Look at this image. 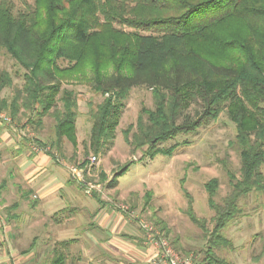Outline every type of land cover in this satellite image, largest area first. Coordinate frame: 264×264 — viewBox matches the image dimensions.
I'll return each mask as SVG.
<instances>
[{
	"label": "trees",
	"instance_id": "obj_1",
	"mask_svg": "<svg viewBox=\"0 0 264 264\" xmlns=\"http://www.w3.org/2000/svg\"><path fill=\"white\" fill-rule=\"evenodd\" d=\"M33 2L19 12L0 3V48L25 69L23 88L15 90L9 104L0 100V110L15 125L25 119L34 129L44 116L52 117L55 141L50 146L62 154L63 138L77 144L78 111L75 94L62 87L63 79L86 78L91 88L107 94L90 111L85 144V154L88 148L99 153L113 142L127 92L144 86L152 92L154 108L141 110L132 142L147 145L151 158L171 156L186 141L168 147L160 143L226 111L235 125L232 143L240 174L228 172L231 192L222 203L214 200L217 178L204 188L214 212L213 243H228L219 232L240 212L239 200L264 191V0ZM232 19L244 24L242 33H216L217 26ZM11 82L10 73L0 69V92ZM115 184L116 177L108 186ZM190 219L198 223L191 213ZM58 243L67 248L72 240ZM66 255L57 251L52 264H65ZM205 259L226 264L210 246Z\"/></svg>",
	"mask_w": 264,
	"mask_h": 264
},
{
	"label": "rangeland",
	"instance_id": "obj_2",
	"mask_svg": "<svg viewBox=\"0 0 264 264\" xmlns=\"http://www.w3.org/2000/svg\"><path fill=\"white\" fill-rule=\"evenodd\" d=\"M0 3L12 5L13 11L19 12L29 10L34 2L0 0ZM244 29L242 22L232 19L217 26L216 33H242ZM64 64L65 62L61 63ZM111 68L109 67V70ZM0 69L8 71L12 77L11 84L0 92V100L4 99L9 104L15 90L23 88L25 69L2 48ZM63 80L62 87L74 92L78 104L75 122L76 145L63 138L60 143L62 154L58 155V150L50 146V143L55 141L54 120L50 116L42 118V125L35 128L37 132L30 124L23 123L25 119L17 122V125L18 130L22 128L23 132H27L28 126V131L37 136V141L43 149L55 152L59 161H65L68 166L81 170V177L76 178L68 169L70 182L66 186L73 191L74 198L85 196L81 190L83 187L88 188L95 196H103L110 203L122 204L127 207L132 220L152 224L179 254L192 256L193 264H212L207 263L205 259L208 246L212 248L214 256L226 264H264V191H251L239 200L240 212L219 232L229 245L223 241L218 245L213 243L214 212L208 206V194L204 184L211 178H217L218 186L214 200L222 203V199L231 192L228 172L236 177L240 174V157L232 143L236 133L235 125L226 111H221L214 119L203 122L194 131L178 133L160 143V147H168L186 141L185 145L176 149L171 156L156 154L151 158L145 153L148 146L135 147L132 136L136 131L141 110L154 108L152 92L144 86L132 87L124 99V108L118 118L109 149L94 153L87 146L89 151L85 154V144L89 145L91 128L90 111L95 109L107 94L102 95L95 91L83 77ZM20 138H26L28 142L26 136ZM93 155L97 160L92 163L90 157ZM261 171L264 174V164ZM115 177L116 184L109 187L108 184ZM67 203V206H70L69 202ZM27 208L18 209L17 223L26 222L29 218V222L34 224V214ZM127 211V214L124 213L126 218L129 215ZM78 212L81 219L88 215L87 208ZM30 213L33 215L31 218ZM190 213L198 223L190 219ZM56 219L58 217L54 220L44 217L42 222L45 225L54 222L56 224ZM28 230L23 234L21 231L15 240L24 246L31 242L32 236L38 235L37 245L27 254L31 260L30 264H52L57 251L65 255L68 253L65 256V264L84 262L80 252L81 243H70L67 248H62L58 243L73 238L75 235L70 234L71 231L55 237V231L48 227L39 230L32 225ZM23 263L24 261L17 264Z\"/></svg>",
	"mask_w": 264,
	"mask_h": 264
},
{
	"label": "crops",
	"instance_id": "obj_3",
	"mask_svg": "<svg viewBox=\"0 0 264 264\" xmlns=\"http://www.w3.org/2000/svg\"><path fill=\"white\" fill-rule=\"evenodd\" d=\"M8 128L0 131V264H30L27 254L37 245L38 235L24 246L15 239L32 225L53 229L55 237L71 231L75 236L68 240L82 245V264H162L155 249L145 242L143 221L132 220L127 207L80 185L85 196L74 198L66 186L70 182L68 164L52 157L56 154L51 150H31L26 138ZM23 207L31 209L34 224L29 218L17 223L18 209ZM82 208L88 209L84 219L78 216ZM44 217H58L57 223L45 225Z\"/></svg>",
	"mask_w": 264,
	"mask_h": 264
},
{
	"label": "built area",
	"instance_id": "obj_4",
	"mask_svg": "<svg viewBox=\"0 0 264 264\" xmlns=\"http://www.w3.org/2000/svg\"><path fill=\"white\" fill-rule=\"evenodd\" d=\"M3 126H8L19 132L21 136H26L28 139L29 146L33 151L47 150L40 146L37 141V136L28 131V126H26L27 132H23L22 128L18 130L16 128L15 122L11 115L0 110V131ZM92 163L97 160L95 155L90 157ZM72 176L76 178L81 177V170L73 166H68ZM88 190V188H87ZM142 229L145 232V242L150 247L154 248L157 252L162 264H193L192 256H184L179 254L168 242V240L163 236V234L157 230L152 224L148 222L142 223Z\"/></svg>",
	"mask_w": 264,
	"mask_h": 264
}]
</instances>
